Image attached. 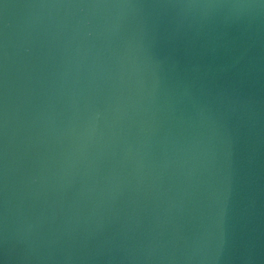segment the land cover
I'll use <instances>...</instances> for the list:
<instances>
[{
    "label": "water",
    "instance_id": "1",
    "mask_svg": "<svg viewBox=\"0 0 264 264\" xmlns=\"http://www.w3.org/2000/svg\"><path fill=\"white\" fill-rule=\"evenodd\" d=\"M0 264H264V0H0Z\"/></svg>",
    "mask_w": 264,
    "mask_h": 264
}]
</instances>
